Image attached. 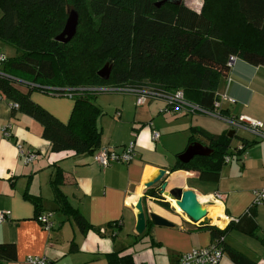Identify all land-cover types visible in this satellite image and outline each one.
Returning <instances> with one entry per match:
<instances>
[{"label": "crops", "instance_id": "1", "mask_svg": "<svg viewBox=\"0 0 264 264\" xmlns=\"http://www.w3.org/2000/svg\"><path fill=\"white\" fill-rule=\"evenodd\" d=\"M21 90L28 91L25 87ZM216 92L235 100L221 103L225 115L259 119L264 129V65L236 59L222 76ZM111 93L95 103L101 110L97 117L100 146L95 151L101 147L121 151L134 141L135 156L127 163L113 162L106 168L93 161L95 151H52L42 136L41 124L28 114L13 112L9 100L0 95V212L7 213L6 219L0 221V243L12 242L16 248L15 259L3 264H28V255L44 256L48 264H109L107 254L113 251L119 256L131 255L134 264H174L180 253L212 243L211 230L203 226L223 229L229 223L226 216L240 218L252 205L253 189L264 184L263 139L247 130H234L228 122L212 115L165 111V102L160 98L137 104L132 92ZM30 98L61 122L68 121L74 104L71 96L33 90ZM3 127L10 129V138L3 136ZM193 128L215 135L234 130L228 148L230 161L222 165L215 182L201 180L196 171L170 170L177 155L189 145ZM153 130L159 132L156 140L152 139ZM200 140L197 141L207 144ZM242 140L250 144L239 153ZM18 144L24 150L36 151L37 158L25 162L19 156ZM58 169L62 181L55 185L52 179ZM159 169L166 171L167 189H192L208 207V216L193 222L175 208L171 197L166 195L175 210L160 202L167 201L163 196L150 199L145 184ZM58 189L91 228L81 231L60 210ZM215 193L221 198L215 199ZM30 196L40 198L42 213H51L52 229L45 230L36 219ZM140 196L146 216L154 211L174 226L146 225L140 238L135 231L134 206ZM245 220L239 226L243 227ZM253 220V234L232 225L227 228L223 243L256 264H264V201L255 205ZM218 264L233 261L225 251Z\"/></svg>", "mask_w": 264, "mask_h": 264}, {"label": "trees", "instance_id": "2", "mask_svg": "<svg viewBox=\"0 0 264 264\" xmlns=\"http://www.w3.org/2000/svg\"><path fill=\"white\" fill-rule=\"evenodd\" d=\"M159 0H0V41L10 44L14 54L0 64L7 76H0V95L35 118L42 126V136L54 152L73 150L92 154L100 146L101 129L97 117L101 110L95 104L96 92L88 87L153 84L168 92L178 89L184 97L205 109L212 110L219 99L222 76L230 68V56H236L252 65H264V0H203L199 11L181 1ZM70 5V6H68ZM79 13L89 9L96 18V41L88 49L93 60L81 61L82 70L71 64L75 52L74 38L67 43L55 40L63 27L65 8ZM59 16V17H58ZM91 58V59H92ZM112 64L110 77L97 75L100 67ZM117 68V69H116ZM25 87L27 92L21 89ZM68 95L74 100L70 117L61 122L30 98V91ZM225 115L222 107L219 108ZM235 134H232L234 137ZM232 137L227 132L218 135L193 128L188 144L204 139L212 149L207 156H194L188 162L178 158L170 170L185 169L198 173L201 180L215 182L219 171L230 156ZM250 142L242 140L237 152L245 151ZM62 181L56 171L52 183ZM146 194L162 199L157 190L148 188ZM60 210L73 220L81 231L91 228L84 216L58 189ZM35 206L36 219L42 214L40 198L29 197ZM169 207L167 201H160ZM255 206H250L235 223L225 228L209 227L212 242L221 245L233 264H256L239 252L226 248L223 239L227 228L235 225L253 234ZM243 219L245 223L239 226ZM40 223V222H39ZM247 223V224H246ZM152 224L147 218L146 225ZM145 232L138 236L141 238ZM12 242L0 243V264L15 259ZM109 264H134L131 255L107 254Z\"/></svg>", "mask_w": 264, "mask_h": 264}, {"label": "built area", "instance_id": "3", "mask_svg": "<svg viewBox=\"0 0 264 264\" xmlns=\"http://www.w3.org/2000/svg\"><path fill=\"white\" fill-rule=\"evenodd\" d=\"M6 59V56L3 53H0V64L3 63ZM236 56H230L227 62L228 67L231 69L233 66ZM0 76H7L0 70ZM87 89L98 92V91H108V92H116V91H126L132 92L137 96V104H143L148 99L151 98H160L165 102V111H169L171 113H202L206 115H212L217 118L223 119L228 122L234 130H247L251 132L256 137L264 140V129L263 122L259 119H255L252 117L239 115V116H222L219 112V108L221 107V103L223 101L234 102L235 100L232 97L227 96L225 93H217L219 99L215 101L214 107L212 110L205 109L200 105L193 103L187 100L184 97L183 91L178 89L174 92H168L160 87H156L153 84L148 83L147 85H102L95 87H88ZM10 107L17 108V103L10 102ZM2 134L5 138L11 137V132L8 127L2 128ZM159 137V132L157 130H153L152 139L156 140ZM19 156L27 163L33 162L38 153L32 150H24L23 147L18 144ZM135 156V145L134 141H130L127 143L121 151H116L114 149H110L108 147H101L97 151L93 153V161L100 166L101 168L108 167L113 162H124L127 163L131 161ZM230 156L227 155L225 157V163L230 161ZM253 194V202L250 206H255L264 201V184L261 187L255 188L252 191ZM215 199H220L221 195L215 193L213 195ZM208 211V210H207ZM248 212V209L245 211ZM51 213H42L38 216V221L41 226L45 230H50L53 228V221L50 217ZM7 213L0 212V221L6 219ZM208 216V213H207ZM229 222H237L239 218L233 217H225ZM221 240L223 237H220ZM224 252L221 248V245H218L215 242H212L208 246L194 248L190 251L180 253L174 264H218ZM26 262L28 264H48L46 257L44 256H34L28 255L26 257Z\"/></svg>", "mask_w": 264, "mask_h": 264}, {"label": "water", "instance_id": "4", "mask_svg": "<svg viewBox=\"0 0 264 264\" xmlns=\"http://www.w3.org/2000/svg\"><path fill=\"white\" fill-rule=\"evenodd\" d=\"M167 1H172V0H159L155 3V6L159 7ZM181 1L182 0H177L175 3L178 4ZM77 24H78L77 13L74 9H70L65 24L61 32L58 35H56L55 40L62 43L69 42L76 33ZM111 69H112V64L106 62L97 71V75L103 80H108L110 77ZM233 132L234 130H230L228 132V136L231 137ZM211 151L212 149L209 148L207 145H204L203 143L196 141L189 144L184 149L183 152L177 155V158L181 162H188L194 156L197 155L207 156L211 153ZM165 173L166 171L164 169H159L158 174L151 181H148L145 184V188H154V190H157L159 195L163 196L165 199H166V195L174 199L176 205L180 209V212L182 214H185L186 217H188L191 221L198 222L204 219V217L207 216L208 211L206 209L205 204L202 201H200V199L198 198V195L192 189H183L181 187H172L170 189H167L168 183L164 178ZM141 196L138 197L137 201L134 203V206L137 210L135 231L138 234H141L144 231L147 218L150 220V222L153 225L156 226H165V227L174 226L173 222L157 214L156 212L150 211L147 213L146 216L143 208ZM152 198L153 197L150 196V199Z\"/></svg>", "mask_w": 264, "mask_h": 264}, {"label": "rangeland", "instance_id": "5", "mask_svg": "<svg viewBox=\"0 0 264 264\" xmlns=\"http://www.w3.org/2000/svg\"><path fill=\"white\" fill-rule=\"evenodd\" d=\"M182 1L187 6H189V7L192 6L193 8H196L198 10H200L202 5H203V0H182ZM68 6H70V5H68ZM70 9H73V8H67L66 7L64 9L63 15L61 17V20H63V26L65 24L67 17H68V12ZM76 13H77V17H78V24H77V28H76L77 35L75 36L74 41H73L74 47H75V52L72 55L71 64L75 65L76 70H82L81 61L87 62L88 60H93L92 54H90L88 49L90 47H92L94 45V42L96 41L95 30H94L96 18L93 16V14L91 13V11L89 9L82 11V14L80 15V17H79V13L78 12H76ZM0 16H1V10H0ZM14 52H15L14 48L10 44L3 42V41H0V53H3L7 57V56H12L14 54ZM105 85H110V83L105 84ZM107 95H113V94L111 92H108V91L96 92V97L94 100L95 103L97 104L98 98L103 99ZM168 203H169V207H172L170 202H168ZM172 209L175 210L173 207H172ZM152 210H154V208Z\"/></svg>", "mask_w": 264, "mask_h": 264}, {"label": "bare ground", "instance_id": "6", "mask_svg": "<svg viewBox=\"0 0 264 264\" xmlns=\"http://www.w3.org/2000/svg\"><path fill=\"white\" fill-rule=\"evenodd\" d=\"M174 205H175V208L180 212V209H179V207L176 205V203H175V200H174ZM174 208V207H173ZM206 209L208 210V207L206 206ZM215 223L216 224H218V225H222V222H221V224H219V222H217V221H215Z\"/></svg>", "mask_w": 264, "mask_h": 264}]
</instances>
